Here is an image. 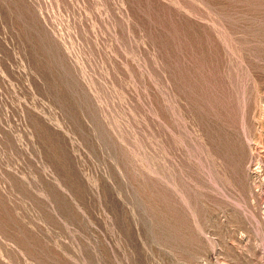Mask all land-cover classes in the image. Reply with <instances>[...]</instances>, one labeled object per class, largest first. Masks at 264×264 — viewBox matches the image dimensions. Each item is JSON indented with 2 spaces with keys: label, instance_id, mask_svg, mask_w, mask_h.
I'll use <instances>...</instances> for the list:
<instances>
[{
  "label": "rangeland",
  "instance_id": "374dc122",
  "mask_svg": "<svg viewBox=\"0 0 264 264\" xmlns=\"http://www.w3.org/2000/svg\"><path fill=\"white\" fill-rule=\"evenodd\" d=\"M0 264H264V0H0Z\"/></svg>",
  "mask_w": 264,
  "mask_h": 264
}]
</instances>
